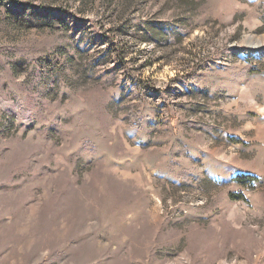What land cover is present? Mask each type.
Listing matches in <instances>:
<instances>
[{
    "label": "rangeland",
    "instance_id": "rangeland-1",
    "mask_svg": "<svg viewBox=\"0 0 264 264\" xmlns=\"http://www.w3.org/2000/svg\"><path fill=\"white\" fill-rule=\"evenodd\" d=\"M0 264H264V0H0Z\"/></svg>",
    "mask_w": 264,
    "mask_h": 264
},
{
    "label": "trees",
    "instance_id": "trees-1",
    "mask_svg": "<svg viewBox=\"0 0 264 264\" xmlns=\"http://www.w3.org/2000/svg\"><path fill=\"white\" fill-rule=\"evenodd\" d=\"M187 78H188V80L192 81V80H194L195 77H193V75L191 73H188ZM144 87H145V84L142 83V88H144ZM137 128H141L140 125L137 124Z\"/></svg>",
    "mask_w": 264,
    "mask_h": 264
}]
</instances>
